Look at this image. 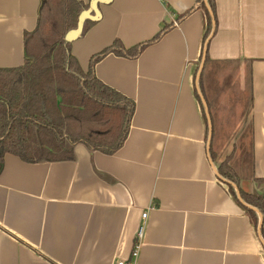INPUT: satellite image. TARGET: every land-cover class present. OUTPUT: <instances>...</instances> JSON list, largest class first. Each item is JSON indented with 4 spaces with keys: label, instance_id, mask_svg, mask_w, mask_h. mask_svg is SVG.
<instances>
[{
    "label": "crops",
    "instance_id": "0c3cea01",
    "mask_svg": "<svg viewBox=\"0 0 264 264\" xmlns=\"http://www.w3.org/2000/svg\"><path fill=\"white\" fill-rule=\"evenodd\" d=\"M39 4L0 0V68L23 64ZM98 9L70 52L86 72L108 50L93 71L133 101L127 136L113 154L78 143L69 160L4 155L0 264H116L142 223L136 264H264L259 214L256 224L215 171L226 160L237 186L264 199V0H109ZM117 41L143 48L120 54Z\"/></svg>",
    "mask_w": 264,
    "mask_h": 264
},
{
    "label": "trees",
    "instance_id": "16d2710c",
    "mask_svg": "<svg viewBox=\"0 0 264 264\" xmlns=\"http://www.w3.org/2000/svg\"><path fill=\"white\" fill-rule=\"evenodd\" d=\"M85 7L77 0H40L37 25L24 33L23 64L0 68V168L6 153L32 163L72 159L78 143L105 154L122 146L134 103L94 74V64L108 50L93 56L85 72L64 40ZM91 22L86 20L87 25ZM140 48L125 50L114 43L120 54L133 56ZM218 170L237 184L226 160ZM238 189L243 201L262 213L264 241V199ZM230 190L236 196L231 185ZM248 211L257 224L256 213Z\"/></svg>",
    "mask_w": 264,
    "mask_h": 264
},
{
    "label": "water",
    "instance_id": "95a60500",
    "mask_svg": "<svg viewBox=\"0 0 264 264\" xmlns=\"http://www.w3.org/2000/svg\"><path fill=\"white\" fill-rule=\"evenodd\" d=\"M108 1L109 0H90L89 4H88V7L80 12V14L78 16V19H77L76 27L72 28V29H70L69 31L66 32V34L64 35V40L67 41V42H72V41L76 40L78 37H80V35L82 33V30H83V26H84L85 21L86 20L96 21L99 18V16H100L99 9H98L99 3H107ZM204 61H205V49H204V52H203V55H202V59H201V63H200V66H199V69H198V72H197V76H196L198 82L200 80L201 72H202V69H203V66H204ZM198 93H199V97L201 99V102H202V105H203V108H204V111H205L206 119H207V122H208V125H209V132H210L209 139H210L211 138L212 127H211V119H210V114H209V111H208V106H207V103H206L201 91L199 90V88H198ZM215 171H216L217 175L219 177H221L216 169H215ZM224 180L226 182H228L235 189L237 199H238V201L241 204H243L248 209L253 210V211H255V212H257L259 214L258 231H260L261 226H262V221H263L262 214L259 212V210L257 208H255L253 206H250V205L246 204L243 201V199H242V197L240 195V192H239L237 184H235L232 181H228L226 179H224Z\"/></svg>",
    "mask_w": 264,
    "mask_h": 264
},
{
    "label": "built area",
    "instance_id": "2783aa9c",
    "mask_svg": "<svg viewBox=\"0 0 264 264\" xmlns=\"http://www.w3.org/2000/svg\"><path fill=\"white\" fill-rule=\"evenodd\" d=\"M145 216H146V213H143L142 217L145 218ZM143 229H144V223L140 224L137 229L133 248L129 254V257L127 259L118 260L116 264H136L138 253H139V248L142 243L141 240L143 238Z\"/></svg>",
    "mask_w": 264,
    "mask_h": 264
},
{
    "label": "rangeland",
    "instance_id": "374dc122",
    "mask_svg": "<svg viewBox=\"0 0 264 264\" xmlns=\"http://www.w3.org/2000/svg\"><path fill=\"white\" fill-rule=\"evenodd\" d=\"M248 100H249V97L248 96H247V98L246 97L244 98V100H243L244 101V105L246 104V106H248V103H249Z\"/></svg>",
    "mask_w": 264,
    "mask_h": 264
}]
</instances>
